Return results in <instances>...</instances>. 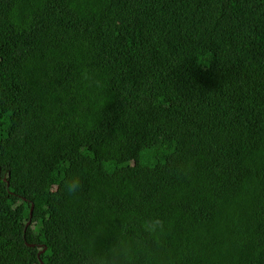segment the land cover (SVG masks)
<instances>
[{
	"label": "trees",
	"instance_id": "1",
	"mask_svg": "<svg viewBox=\"0 0 264 264\" xmlns=\"http://www.w3.org/2000/svg\"><path fill=\"white\" fill-rule=\"evenodd\" d=\"M0 264H264V0H0Z\"/></svg>",
	"mask_w": 264,
	"mask_h": 264
},
{
	"label": "clouds",
	"instance_id": "2",
	"mask_svg": "<svg viewBox=\"0 0 264 264\" xmlns=\"http://www.w3.org/2000/svg\"><path fill=\"white\" fill-rule=\"evenodd\" d=\"M79 186V181L75 180L73 183L65 185V191L72 194L79 188Z\"/></svg>",
	"mask_w": 264,
	"mask_h": 264
},
{
	"label": "water",
	"instance_id": "3",
	"mask_svg": "<svg viewBox=\"0 0 264 264\" xmlns=\"http://www.w3.org/2000/svg\"><path fill=\"white\" fill-rule=\"evenodd\" d=\"M33 210H34V207L32 208V211H31V217H32V214H33Z\"/></svg>",
	"mask_w": 264,
	"mask_h": 264
}]
</instances>
